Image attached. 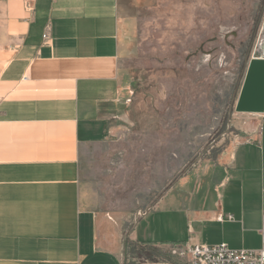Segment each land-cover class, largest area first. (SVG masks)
Listing matches in <instances>:
<instances>
[{"label": "crops", "instance_id": "1", "mask_svg": "<svg viewBox=\"0 0 264 264\" xmlns=\"http://www.w3.org/2000/svg\"><path fill=\"white\" fill-rule=\"evenodd\" d=\"M142 2L0 0V264H130L140 248L262 246L264 114L252 113L257 133L235 139L192 192L170 189L153 215L120 220L81 190L80 136H96L120 101L131 25L122 12ZM204 233L221 237L203 242Z\"/></svg>", "mask_w": 264, "mask_h": 264}, {"label": "rangeland", "instance_id": "2", "mask_svg": "<svg viewBox=\"0 0 264 264\" xmlns=\"http://www.w3.org/2000/svg\"><path fill=\"white\" fill-rule=\"evenodd\" d=\"M263 1L144 0L122 12L131 25L121 39L120 101L96 122V136H80L81 190L94 209L120 220L153 215L170 189L192 192L235 139L258 132L260 117L235 104L248 60L264 57ZM250 242L242 250L261 248ZM134 258L187 264L169 249H135Z\"/></svg>", "mask_w": 264, "mask_h": 264}, {"label": "built area", "instance_id": "3", "mask_svg": "<svg viewBox=\"0 0 264 264\" xmlns=\"http://www.w3.org/2000/svg\"><path fill=\"white\" fill-rule=\"evenodd\" d=\"M44 40H50L48 34L44 35ZM146 214L147 212L141 211L138 216L143 217ZM261 235L262 246L259 250H233L226 244H175L169 251L171 257L187 264H264V220Z\"/></svg>", "mask_w": 264, "mask_h": 264}, {"label": "water", "instance_id": "4", "mask_svg": "<svg viewBox=\"0 0 264 264\" xmlns=\"http://www.w3.org/2000/svg\"><path fill=\"white\" fill-rule=\"evenodd\" d=\"M246 66L235 110L237 113L264 114V59L252 58Z\"/></svg>", "mask_w": 264, "mask_h": 264}, {"label": "flooded vegetation", "instance_id": "5", "mask_svg": "<svg viewBox=\"0 0 264 264\" xmlns=\"http://www.w3.org/2000/svg\"><path fill=\"white\" fill-rule=\"evenodd\" d=\"M263 8H264V1H263V4H262Z\"/></svg>", "mask_w": 264, "mask_h": 264}]
</instances>
